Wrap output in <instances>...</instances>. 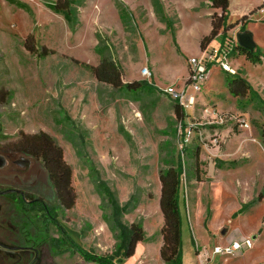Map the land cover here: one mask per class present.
I'll use <instances>...</instances> for the list:
<instances>
[{
  "label": "rangeland",
  "instance_id": "374dc122",
  "mask_svg": "<svg viewBox=\"0 0 264 264\" xmlns=\"http://www.w3.org/2000/svg\"><path fill=\"white\" fill-rule=\"evenodd\" d=\"M13 1L23 9L0 0V151L17 149L18 138L48 136L70 169L75 196L72 209L58 208L57 223L84 251L110 255L116 221L128 227L160 220L159 174L175 169L181 150L175 105L163 90L185 82L188 57L197 55V37L211 19L209 2L66 0L77 2L75 22L67 25L48 8L54 0ZM230 1L227 18L246 15L241 24L261 62L251 64L237 52L230 66L249 92L233 97L212 69L184 112L178 206L185 264L193 239L211 250L218 239L212 234L254 229L261 231L254 253L264 259V18L260 0ZM103 61L114 65L121 84L144 82L156 90L122 93L99 82L93 68ZM102 191L121 210L115 218ZM45 199L56 207L51 193ZM37 226L40 238H60L52 225L49 232L40 221ZM52 248H38L40 263L32 264H88L76 253L56 256Z\"/></svg>",
  "mask_w": 264,
  "mask_h": 264
},
{
  "label": "trees",
  "instance_id": "16d2710c",
  "mask_svg": "<svg viewBox=\"0 0 264 264\" xmlns=\"http://www.w3.org/2000/svg\"><path fill=\"white\" fill-rule=\"evenodd\" d=\"M7 2L19 9H23L21 4L13 0H7ZM208 2L210 9L213 11L210 14L211 30L207 36L201 39V49H203L207 43L212 41L218 33L223 34L227 29L226 20L229 0H208ZM76 3L77 2L66 0H54L52 1V5L48 4V8L54 13L61 15L67 25H72L75 22L72 8L74 5L77 6ZM244 18L245 17L241 18L238 22L241 23ZM240 33H244L242 26L240 28ZM29 50L31 49L29 48ZM236 52L251 64H258L261 62V55L257 52L255 47L252 52H247L246 50L236 47ZM101 63L100 69L97 67L93 68V74L99 82L108 83L109 85L116 87L117 90L122 93L150 91L151 88L156 90L155 86L152 85L150 87L144 82L121 84L117 69L114 65L111 63L108 64L106 61ZM228 76L232 79L229 81L228 78L225 83L228 85L229 93L233 97L236 98L238 92H249V87L242 79L230 75ZM174 105V115L179 124L181 140H183V131L186 128V125L183 122L185 115L176 103H174ZM261 135V145L264 148V136L263 134ZM25 138H27V140L23 139V146L25 149L32 151L34 156L40 159L43 163L48 178L53 185L59 206L63 210L72 209L74 207L75 196L71 186V172L69 167L63 161L61 150L44 134H40L39 136H28ZM182 174L183 163L180 153L177 156V165L175 169H168L165 173L159 174L160 196L158 199V207L162 217V225L159 231L161 237L159 258L164 264H180L181 236L178 195ZM102 195L110 205L114 218L121 214V210L113 205L112 199L105 193V191H102ZM262 195L263 194L260 193L257 200H261ZM19 208L23 212V205ZM56 217V214H53L50 222L44 220V222L46 221L45 223H51L60 236V238L52 241L49 239L47 240L50 244V248H52L50 242L54 244L52 249L56 251V253H54L56 256L58 255L57 253L63 254L65 252H71L78 254L81 259L88 264H120L123 260L128 259L133 255L137 243L144 241L143 231L139 223H131L128 227H125L116 221L112 230L117 233L115 236L117 242L116 249L110 255L96 256L84 251L78 245L73 244V242H70L65 231L57 223ZM64 244L70 248H64ZM29 262L30 258H28L26 264H29Z\"/></svg>",
  "mask_w": 264,
  "mask_h": 264
},
{
  "label": "flooded vegetation",
  "instance_id": "af4514ba",
  "mask_svg": "<svg viewBox=\"0 0 264 264\" xmlns=\"http://www.w3.org/2000/svg\"><path fill=\"white\" fill-rule=\"evenodd\" d=\"M16 143L17 149L0 151V160L2 161L0 164V192L12 191L11 194L0 197V264H26L28 258L33 255V247L27 243L24 245L21 243L22 246L15 245L17 241L14 239L16 231L9 224L11 218L17 215V208L27 205L34 210L32 212L34 219V257L39 251L38 248L44 250L49 247L43 248L45 246L43 242L48 241L39 237L37 224L40 221V224L46 226L45 228L49 232L51 223H45L44 220L50 222L52 215L56 214L58 208H61L43 163L34 156L32 151L24 148L20 138L16 140ZM38 179H41V182ZM50 193L57 203L55 208L49 205L45 199ZM36 238L38 242H36ZM6 239L11 241H6ZM8 248L11 251H6ZM25 254L28 255L27 258L23 257ZM32 260L30 259L29 264L32 263Z\"/></svg>",
  "mask_w": 264,
  "mask_h": 264
},
{
  "label": "crops",
  "instance_id": "0c3cea01",
  "mask_svg": "<svg viewBox=\"0 0 264 264\" xmlns=\"http://www.w3.org/2000/svg\"><path fill=\"white\" fill-rule=\"evenodd\" d=\"M230 2L231 1L229 0V5H230ZM259 2H261V0ZM229 5H228V12H229ZM259 5H260V3L258 4V6H256V8H258ZM256 8H253L252 10L250 9L251 10L250 12L256 10ZM192 10H197V8L194 9V7H193ZM210 11H211L210 13L213 12L212 10H210ZM206 15L209 16L210 14L207 13ZM243 17H246V15L244 13L242 15V18ZM240 19H238V17H235L233 19L227 18V20H226L227 29L225 30V32L223 34L218 33L217 36L212 41L207 43L204 48L213 47L217 44L222 43V40L224 39V37L227 36L228 34L232 33L231 30H234L237 33H240V31H238V25H239V27L244 26V23L240 24V22H238ZM233 25L235 26V28L228 29ZM236 25H237V27H236ZM210 30H211L210 19H207V25L204 28V33L201 35H198V37H197L196 43L198 44V48H197V55L196 56H198L202 50L200 48L201 39L203 37L207 36L209 34ZM244 33H248V32L244 31ZM174 43L177 46V42H174ZM196 56L190 55V57H188V58H192V57H196ZM187 70L188 69H187V65H186V73L184 76V81L187 77ZM221 74L224 77V79H223L224 82H226V80L229 78V76L227 74H224V73H221ZM173 81L175 82L176 80L173 79ZM173 81H172V83H173ZM208 82H206V85L203 87L202 91L208 85ZM173 85L174 84H170L169 86H173ZM169 86H167V87H169ZM208 173H211V172L209 171ZM257 198H258V196L256 197L255 200H257ZM262 198H263V195H262ZM262 198H261V200H262ZM261 200H257V201H261ZM33 211H34L33 208L28 207L27 205L23 206V212L20 210V208H17V211H16L17 215H14L11 218L12 220L10 221L9 226L13 227V229L16 231L14 239H16L17 241L15 242V245L20 246L21 243H22V245L27 243L28 245L32 246L33 247V251H32L33 255H31V257H29V258L33 259L32 263H34V260H36L40 263V261L38 259L39 258L38 252L35 254V257H34V240L32 239V237L34 236V219L32 218V212ZM158 213L160 216V220H159V222L156 221L154 223V226H151V224L153 222L149 223V221H145L146 223H144V222L141 223V228H142L143 235H144V241L137 243L135 248H134L133 255L131 257H129L128 259L123 260L120 264H164L159 258V249L161 247V237L159 235V231H160V228L162 225V219H161L160 210ZM145 227L147 228L148 231L145 229ZM149 230H150V232H149ZM260 232L257 229H254L252 231L249 230V231H246L245 233H240V234H239V232L233 233V235L231 234V232L226 233V234L224 233V234H221L220 237H216L212 234L213 238H218L216 244L213 245L212 249L216 248V247L229 246L230 244H232L234 242H241L245 239H250L252 241V244L254 247H252L250 252H245L241 255H237L234 257H223V256H219V255H213L212 249L210 250L208 248L207 244H204V243L198 244V242L195 239H193V254L191 255V253H189V251H187V257H188L187 258V261H188L187 264H264V259H261V258L255 256L256 253H254L255 246H258V243H259L257 240H258V236L260 235ZM254 234H256L257 236H254ZM7 240L8 239H6V241ZM8 241H11V240H8ZM182 250H184L183 247H182ZM27 256L28 255L25 254L23 257L27 258ZM40 256L42 257V254ZM14 264H17V263H14ZM181 264H185L184 263V251H182Z\"/></svg>",
  "mask_w": 264,
  "mask_h": 264
},
{
  "label": "built area",
  "instance_id": "2783aa9c",
  "mask_svg": "<svg viewBox=\"0 0 264 264\" xmlns=\"http://www.w3.org/2000/svg\"><path fill=\"white\" fill-rule=\"evenodd\" d=\"M258 14L264 18V0H261L258 7ZM231 32V34L224 37L222 43L213 47L204 48L198 56L188 59L187 77L181 87L177 88L173 85L163 90L164 95L176 103L183 112L189 111L195 105L196 98L193 95L197 96L201 92L212 69H217L221 73L230 76L235 75V71L230 66V60L237 53L235 40L237 32L234 30H231ZM141 75L143 77H149V73L146 69L142 70ZM240 127L245 129L248 128L245 124H240ZM185 138L186 136L183 131V140L180 139V154L185 146ZM252 246V241L250 239H245L241 242H234L229 246L213 248L212 254L223 257H234L250 251Z\"/></svg>",
  "mask_w": 264,
  "mask_h": 264
},
{
  "label": "water",
  "instance_id": "95a60500",
  "mask_svg": "<svg viewBox=\"0 0 264 264\" xmlns=\"http://www.w3.org/2000/svg\"><path fill=\"white\" fill-rule=\"evenodd\" d=\"M236 45L237 47L246 50L247 52H252L254 49V44L252 43V37L249 33H237L235 36ZM0 164H2V161L0 160ZM212 168L209 167V171H211ZM12 191H4L0 192V197L4 195L11 194ZM1 248V247H0ZM6 251H11V249H6Z\"/></svg>",
  "mask_w": 264,
  "mask_h": 264
}]
</instances>
